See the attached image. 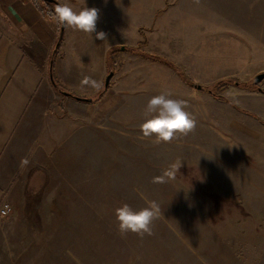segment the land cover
<instances>
[{
	"label": "crops",
	"instance_id": "obj_1",
	"mask_svg": "<svg viewBox=\"0 0 264 264\" xmlns=\"http://www.w3.org/2000/svg\"><path fill=\"white\" fill-rule=\"evenodd\" d=\"M56 1L77 12L99 9L97 31L107 39L62 25L52 63L58 24L44 17L33 0H0V205L6 201L12 208L9 217H0V264H22L19 238H34L38 224L67 223L74 208L83 207L85 160L91 161L87 170L95 167L102 143L111 155L118 145L125 151L135 145L136 155L148 157L153 142L140 138V125L154 95L171 93L197 119L193 132L173 140L174 148L161 152L156 146L162 156L178 153L183 159L199 150H225L237 152L251 168L255 155L240 154L236 142L251 140L254 147L264 138V92L233 87L242 93L229 96L226 91V101L219 100L148 58L173 63L200 83L195 85L241 75L245 61L237 48L244 26L229 22L230 16H239L236 10L230 13L224 0ZM109 72L112 77L97 102L75 99H92L100 91L83 81L90 77L104 88ZM52 76L68 95L55 91ZM202 127L207 135L199 139ZM22 158L29 160L23 167ZM244 183L252 184L248 190L262 224L261 172ZM259 234L264 236V230Z\"/></svg>",
	"mask_w": 264,
	"mask_h": 264
},
{
	"label": "rangeland",
	"instance_id": "obj_2",
	"mask_svg": "<svg viewBox=\"0 0 264 264\" xmlns=\"http://www.w3.org/2000/svg\"><path fill=\"white\" fill-rule=\"evenodd\" d=\"M39 4L44 6L41 0ZM223 4L230 13L238 12L239 17L230 16L229 22L244 26L237 51L245 63L243 75L224 78L230 82L218 92L240 95L233 87L244 89L238 83L253 82L264 72V0H224ZM257 86L264 91V79ZM205 134L202 127L198 138ZM228 136L235 141L233 132ZM172 142L150 144L147 158L136 155L135 145L127 151L118 145L111 155L103 151L102 143L95 167L87 170L91 161L85 160L83 207L74 208L67 223L38 224L34 238H19L22 264H264V236L259 234L264 222L260 224L259 209L252 205L254 193L248 190L252 184L244 183L257 171L264 182V138L260 136L254 147L251 140L236 142L240 154L255 155L251 168L237 152L199 150L183 159L178 153L157 152L156 146L161 152L174 148ZM169 170L175 173L173 179L151 182ZM148 200L156 201L161 210L153 234L120 236L115 210L125 203L140 210ZM11 213L12 208L5 217Z\"/></svg>",
	"mask_w": 264,
	"mask_h": 264
},
{
	"label": "clouds",
	"instance_id": "obj_3",
	"mask_svg": "<svg viewBox=\"0 0 264 264\" xmlns=\"http://www.w3.org/2000/svg\"><path fill=\"white\" fill-rule=\"evenodd\" d=\"M107 2V0H105ZM54 12L51 14L52 21L58 25L70 27L73 30L82 31L88 34L95 33L98 40H106L107 34L97 31V21L99 19V9L84 7L80 11H75L67 3L53 5ZM84 84H90L96 91L103 89V82L86 77ZM187 109L185 101L171 98V93L161 92L152 96L144 111V122L140 125L141 139H149L159 145L171 143L173 140L187 136L193 132L197 126L196 117ZM29 163L27 158H22L21 166ZM174 171L163 172L159 176H154L152 183L163 184L174 178ZM147 206L140 210H134L127 203L115 210L117 220V232L120 236H125L129 232L143 238L145 235L153 234L152 226L161 214L159 204L154 200H148Z\"/></svg>",
	"mask_w": 264,
	"mask_h": 264
},
{
	"label": "trees",
	"instance_id": "obj_4",
	"mask_svg": "<svg viewBox=\"0 0 264 264\" xmlns=\"http://www.w3.org/2000/svg\"><path fill=\"white\" fill-rule=\"evenodd\" d=\"M33 1H35L37 9L41 12V14L44 17H51V14L54 12L53 5L57 3L56 0H54L52 2H46V1L41 0L44 3V6L39 4L40 0H33ZM59 26H61V25H59ZM59 28L60 27H58V29ZM57 51H58V49H57ZM57 51H56V53H57ZM56 53L51 55L50 60L52 61V63H53V60L55 58ZM148 58L153 59L154 61L162 62L165 65L171 67L172 69H174L177 72V74L184 81V83H186L187 85H189L191 87L192 86L194 87V85H192V82L189 80V78L186 77V74L184 73V71L181 70L179 67L175 66L173 63L166 61V60H163V59H160L158 57H154V56H151ZM52 63L50 64V69L52 68V65H53ZM51 78H52L51 79L52 85H53L55 91L58 94H63L64 91L55 82L53 76ZM229 82H230V80L223 79V80H220L217 83L211 85L210 87L201 86L200 90L208 92L209 94H211L216 99L226 101V99L224 97H222L220 92H218V91L226 88L227 85L229 84ZM238 85L244 89H247V90H259L260 91L259 87L257 85H255L252 81L248 84H239L238 83ZM106 88L107 87H104L97 95L92 97V103H95L100 99V97L105 93ZM261 92H264V91H261ZM70 96H72V95H70Z\"/></svg>",
	"mask_w": 264,
	"mask_h": 264
},
{
	"label": "water",
	"instance_id": "obj_5",
	"mask_svg": "<svg viewBox=\"0 0 264 264\" xmlns=\"http://www.w3.org/2000/svg\"><path fill=\"white\" fill-rule=\"evenodd\" d=\"M43 1L52 2L54 0H43ZM61 37H62V25L60 26V29H59V36H58V40H57V42L55 44V47L53 49V54L56 53V51H57V49L59 47ZM111 77H112V72H109L108 75L105 78L104 87H108V84H109V81H110ZM263 79H264V72L255 75L254 78H253V83L255 85H258ZM194 87L196 89H198V90L201 89V85H194ZM63 95H68V93L63 92ZM75 99H77L78 101H81V102H86V103H91L92 102L91 98H78V97H75Z\"/></svg>",
	"mask_w": 264,
	"mask_h": 264
},
{
	"label": "built area",
	"instance_id": "obj_6",
	"mask_svg": "<svg viewBox=\"0 0 264 264\" xmlns=\"http://www.w3.org/2000/svg\"><path fill=\"white\" fill-rule=\"evenodd\" d=\"M11 211V207L8 202L4 201L0 205V217L7 216Z\"/></svg>",
	"mask_w": 264,
	"mask_h": 264
}]
</instances>
